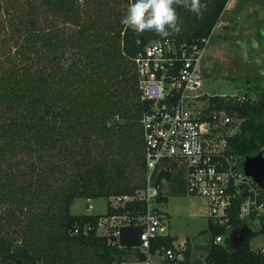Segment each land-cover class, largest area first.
<instances>
[{
  "label": "trees",
  "instance_id": "trees-1",
  "mask_svg": "<svg viewBox=\"0 0 264 264\" xmlns=\"http://www.w3.org/2000/svg\"><path fill=\"white\" fill-rule=\"evenodd\" d=\"M130 2L0 0V264H135L126 263L128 247L116 235L98 232L102 216L145 212L140 200L123 206L109 200L145 184L141 118L147 103L133 58L159 36L121 24ZM228 2L202 0L207 10L200 18L178 7L182 30L170 37L189 42L210 37ZM263 25L264 19L256 38L263 36ZM262 42L260 37L261 49ZM246 82L254 96L206 98L242 118L227 140L248 157L264 146V85L259 75ZM77 197H105L107 212L74 214ZM234 201L224 225L209 218L206 261L264 264V252L250 243L264 232L256 220L238 248L230 244V231L246 221L239 215L241 199ZM219 234L225 240L215 243ZM174 239L169 234L152 239L151 252L172 246ZM190 254L189 245L178 264H192Z\"/></svg>",
  "mask_w": 264,
  "mask_h": 264
},
{
  "label": "built area",
  "instance_id": "built-area-1",
  "mask_svg": "<svg viewBox=\"0 0 264 264\" xmlns=\"http://www.w3.org/2000/svg\"><path fill=\"white\" fill-rule=\"evenodd\" d=\"M210 37L185 41L174 37L156 38L135 55L140 97L147 106L142 115L145 138V184L133 194L110 196L113 206L132 200L145 204L139 215L113 214L99 219L98 232L113 234L120 246H134L145 259L126 263L155 264L154 257L178 264L185 260L187 239L161 245L151 252V240L168 235L167 213L159 207L165 183L178 177L191 196H201L208 203L209 218L224 225L235 199H241L239 215L264 227V190L245 171L242 154L229 147L228 136L241 122L236 112L212 105L204 90L203 58ZM213 95V94H211ZM229 99L246 98L244 94H221ZM264 158V146L258 152ZM257 153V154H258ZM89 207L92 198H87ZM78 229H76V232ZM138 233V239L135 234ZM225 240L223 234L215 243ZM264 252V248H260Z\"/></svg>",
  "mask_w": 264,
  "mask_h": 264
},
{
  "label": "rangeland",
  "instance_id": "rangeland-1",
  "mask_svg": "<svg viewBox=\"0 0 264 264\" xmlns=\"http://www.w3.org/2000/svg\"><path fill=\"white\" fill-rule=\"evenodd\" d=\"M264 0H229L221 19L215 26L203 58L205 86L208 97L211 94L253 95V86L246 82L248 76L259 75L264 85V47L259 46L260 37L264 41V27H260L263 36L256 38V27L264 19ZM264 26V25H263ZM260 34V33H259ZM259 39V40H258ZM264 45V42H262ZM254 96V95H253ZM252 97V96H250ZM176 183L173 180L167 183ZM178 184V183H176ZM77 197L71 205L74 214H105L108 199ZM163 207L168 208L167 231L179 237V241L192 238L193 264H208L207 246L196 238L200 232L208 231V203L201 196L170 195ZM257 226L256 228H258ZM103 229L99 232H107ZM194 243V244H193ZM253 249L264 248V232L257 234L250 241ZM201 244V245H199ZM128 260H135L138 248L128 246L125 249ZM154 262L160 263L159 257Z\"/></svg>",
  "mask_w": 264,
  "mask_h": 264
},
{
  "label": "clouds",
  "instance_id": "clouds-1",
  "mask_svg": "<svg viewBox=\"0 0 264 264\" xmlns=\"http://www.w3.org/2000/svg\"><path fill=\"white\" fill-rule=\"evenodd\" d=\"M178 7L198 18L207 10V4L202 0H132L121 24L137 34L152 32L161 38H168L182 30Z\"/></svg>",
  "mask_w": 264,
  "mask_h": 264
},
{
  "label": "water",
  "instance_id": "water-1",
  "mask_svg": "<svg viewBox=\"0 0 264 264\" xmlns=\"http://www.w3.org/2000/svg\"><path fill=\"white\" fill-rule=\"evenodd\" d=\"M244 167L246 173L252 175L264 190V158L262 157V155L258 153L254 156L246 157L244 161ZM252 231V224H249L245 221L241 227L234 229L229 234L230 244H232L234 248H238L248 238ZM2 264L17 263H15L14 261H6Z\"/></svg>",
  "mask_w": 264,
  "mask_h": 264
},
{
  "label": "crops",
  "instance_id": "crops-1",
  "mask_svg": "<svg viewBox=\"0 0 264 264\" xmlns=\"http://www.w3.org/2000/svg\"><path fill=\"white\" fill-rule=\"evenodd\" d=\"M169 181H171V180H169ZM174 182H176V181H174ZM176 183H178V182H176ZM176 183H173V182H171V183L170 182L169 183H165L164 196H163L164 198H162L159 201V203H158L159 207H161L162 209H164V211L167 213V216L169 215V217H170V215L172 216V214L170 213V211L168 210V208L163 207V205H164V203H166V202L169 201L170 195H175V196H177V195H188L186 193L185 187H183V185H180L179 183L178 184H176ZM208 220H209V213H208ZM246 222H248L249 224H252L253 223V220L252 219H249V218H246ZM232 231H230V233ZM203 232H205V231L202 230L200 232V235L201 236L198 237V238H196V241H199L202 245H205L206 246L205 242H206L207 236H206V233H203ZM168 233H169V235H172V236L175 237V239H174L175 241H179V237L177 235L172 234L170 231ZM135 239H138V233L135 234ZM186 239H187V242H188V247L190 245V248H191L190 260L192 262L191 255H192L193 246H191V242H193L194 240L192 238H190V237L189 238H186ZM201 244H199V245H201ZM156 257H158V256H156ZM156 264H170V263H168L167 261L160 260V263H156ZM192 264H193V262H192Z\"/></svg>",
  "mask_w": 264,
  "mask_h": 264
},
{
  "label": "flooded vegetation",
  "instance_id": "flooded-vegetation-1",
  "mask_svg": "<svg viewBox=\"0 0 264 264\" xmlns=\"http://www.w3.org/2000/svg\"><path fill=\"white\" fill-rule=\"evenodd\" d=\"M253 224V223H252Z\"/></svg>",
  "mask_w": 264,
  "mask_h": 264
}]
</instances>
